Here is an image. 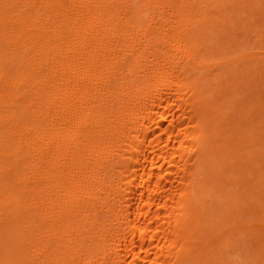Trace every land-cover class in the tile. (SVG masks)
<instances>
[{
  "label": "bare ground",
  "instance_id": "6f19581e",
  "mask_svg": "<svg viewBox=\"0 0 264 264\" xmlns=\"http://www.w3.org/2000/svg\"><path fill=\"white\" fill-rule=\"evenodd\" d=\"M253 5L0 0V264H264Z\"/></svg>",
  "mask_w": 264,
  "mask_h": 264
},
{
  "label": "rangeland",
  "instance_id": "374dc122",
  "mask_svg": "<svg viewBox=\"0 0 264 264\" xmlns=\"http://www.w3.org/2000/svg\"><path fill=\"white\" fill-rule=\"evenodd\" d=\"M258 6H252L253 11L256 12V10L259 8L261 10H264V0H257ZM241 20L236 19L234 21V25H236L233 30L231 31V35L233 37V40L235 43H242V46H238V50L240 49H247L248 52H260L264 53V45L261 43L260 39V32L261 28L258 26L257 15H245L244 13L241 14ZM248 17L245 19V17ZM244 18V19H243ZM236 53L232 51L231 56H234ZM259 59H261L259 62H257L256 65H253V67H257L254 72V77L258 79L259 83L261 81V85L255 88V85L249 83V85H245L239 92H241L240 97H247L250 93H252V96H249L248 99H251L254 105L255 112H250V115L247 117V122L253 127L255 124H257L254 121V118L256 116H259V112H262L264 114V108H261V105H264V78H261L262 71L261 69H264V57L259 56ZM244 83H246L250 79L249 75H244ZM253 76V75H252ZM260 123L264 125V116L260 117ZM257 183L259 184V188L253 189L252 191L257 192L259 195H254V199L250 198V201H254L256 198H262L264 199V191H260L258 189L264 190V170H261L257 175ZM264 204V200L257 201L256 205ZM243 240H247L246 238H243ZM252 242H248L247 244H243V246H235L227 255L228 260L232 261L233 264H256L252 261L251 254L255 251L252 250L248 251L247 247L253 249Z\"/></svg>",
  "mask_w": 264,
  "mask_h": 264
}]
</instances>
